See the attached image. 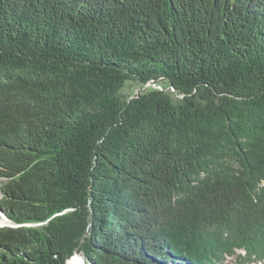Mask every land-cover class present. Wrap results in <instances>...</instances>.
I'll use <instances>...</instances> for the list:
<instances>
[{
  "label": "trees",
  "instance_id": "16d2710c",
  "mask_svg": "<svg viewBox=\"0 0 264 264\" xmlns=\"http://www.w3.org/2000/svg\"><path fill=\"white\" fill-rule=\"evenodd\" d=\"M0 209V264H264V0H0Z\"/></svg>",
  "mask_w": 264,
  "mask_h": 264
},
{
  "label": "rangeland",
  "instance_id": "374dc122",
  "mask_svg": "<svg viewBox=\"0 0 264 264\" xmlns=\"http://www.w3.org/2000/svg\"><path fill=\"white\" fill-rule=\"evenodd\" d=\"M130 81H128L127 83H129ZM126 83V84H127ZM136 89V91L134 92L135 94L137 93V92H139L140 91V88L138 87V86H136L135 84H128L126 87H125V93H127V92H130V91H134ZM0 213H2L1 212V209H0ZM7 223H10L9 222V220L5 217V215H2V216H0V225H3V224H7ZM242 254H244V252L242 253ZM236 259H237V257L236 256H234V257H228V259H227V263L228 264H235V262H236ZM84 262H85V260H84V257H81V258H79L78 259V261H76V264H84ZM252 264H263V263H256V262H253Z\"/></svg>",
  "mask_w": 264,
  "mask_h": 264
},
{
  "label": "water",
  "instance_id": "95a60500",
  "mask_svg": "<svg viewBox=\"0 0 264 264\" xmlns=\"http://www.w3.org/2000/svg\"><path fill=\"white\" fill-rule=\"evenodd\" d=\"M147 86H157V85L153 83V84H148Z\"/></svg>",
  "mask_w": 264,
  "mask_h": 264
}]
</instances>
